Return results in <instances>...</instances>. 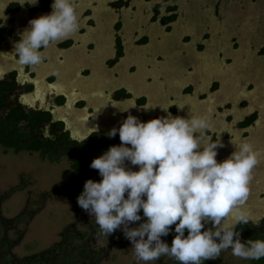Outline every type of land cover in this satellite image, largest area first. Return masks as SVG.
<instances>
[{"label":"rangeland","instance_id":"obj_1","mask_svg":"<svg viewBox=\"0 0 264 264\" xmlns=\"http://www.w3.org/2000/svg\"><path fill=\"white\" fill-rule=\"evenodd\" d=\"M109 1L116 0H78L76 5L73 4L78 24L84 20L83 9L93 10L94 16H92L96 25L92 33L86 34L90 38L88 40L95 43L97 51L84 55L82 44L71 49L65 64L59 65L61 70H59L58 82L64 87H69L70 91L77 90L82 85L80 78L77 77L79 68L75 63L85 64L92 72L95 71L94 79L83 84L82 94L86 95L90 102H94L93 105L98 108L99 115L94 114L89 119L88 114L75 116L72 112H68L70 120L67 122L70 130L83 135L109 116L110 109L113 110L108 100L104 99L106 92L98 94L103 96V99H97L94 95L96 90H104L113 81L111 71L104 68V61L113 56L114 29L110 25L113 20L120 17L124 56L116 69L122 74L129 65H135L136 70L132 73L135 76L133 77L135 83L129 84L133 90L138 91L137 95L145 94L150 99L148 98L144 108H136L133 103L128 102L122 109H116V114L119 116L121 114L123 116L121 118H124L129 111H132L130 114L143 122L150 120L154 115H166L167 106L172 103L177 105L178 111L173 116L186 118L205 114L210 125L206 130L216 131V142L223 144V147L217 149V162L228 157L234 150L235 144L246 140L256 153L257 163L251 171L248 198L241 207L256 223L255 219L264 211V197L261 199L258 197L259 194H264V54H258V49L264 46V0H124V2L128 1V5L123 4L122 7L117 8L118 12H114L108 6ZM172 4L177 8V18L166 32L159 20H154L153 14L156 12L153 9H159L157 16L159 19L167 14V6ZM26 14L23 10L20 21L25 20ZM0 18H4L1 8ZM143 35L149 38L147 44L137 45L135 41ZM78 37L82 41V38L77 36V39ZM187 37L189 40L183 42ZM202 38L205 40L202 41ZM200 42L204 46L201 50H197L196 44ZM12 51L10 45L0 48V60L6 61V58L11 57ZM146 53L152 56L151 60L144 59ZM48 58L53 62L56 58L55 50L50 54L48 52ZM38 65L35 68L39 71L38 68L43 67L41 64ZM63 66L69 69L65 75L67 77H61L64 73ZM188 68H190L189 72H187ZM222 68L223 72H221ZM123 81L126 83L125 79ZM211 81H218L219 84L214 92L208 90ZM187 83L193 85L195 94L182 95V87ZM201 92L205 100L198 102L196 99H199ZM170 97L173 99L170 100ZM241 101L247 102V108H239ZM229 104L230 107L226 108ZM123 109L128 110L122 111ZM247 109H256L259 112L258 123L249 130L248 138L243 139L240 134H236L233 139L230 125H233L238 113ZM227 113L234 116L230 122L224 119ZM81 119L83 121H77ZM226 133L229 134L228 139L224 137ZM198 135L202 145L208 143L203 132ZM128 167L136 170L135 166L128 165ZM20 176L29 181V185L12 193L2 202L1 210L4 216H14L26 202H34L40 193H47L48 198L28 222L22 239L13 249L15 254L22 256L46 248L58 239V233L63 226L70 222L79 223L81 214L94 219L76 203L78 195L70 188L75 173L64 158L50 162L41 159L37 153L15 154L0 147V191L14 186ZM231 219L229 216L226 222L230 223ZM134 226L135 224L129 225V227ZM106 241L107 236H102L97 240V245H104ZM161 259L165 260L169 257L161 256L151 264H159ZM212 261L215 264L221 262L241 264L248 260L232 256L229 249L222 251L219 257ZM102 264H144V262L135 258L128 241L125 248H112Z\"/></svg>","mask_w":264,"mask_h":264},{"label":"clouds","instance_id":"obj_2","mask_svg":"<svg viewBox=\"0 0 264 264\" xmlns=\"http://www.w3.org/2000/svg\"><path fill=\"white\" fill-rule=\"evenodd\" d=\"M27 3L35 5L37 0ZM50 9L29 19L13 42L18 63L40 64L50 44L77 30L72 0H51ZM209 126L205 114L185 118L167 113L144 122L127 114L106 133L109 138L118 135L120 143L91 160L89 167L100 179L83 182L77 205L94 218L102 234L119 229L144 264L161 256L178 264H202L229 249L242 260L264 258V239L241 242L236 231L237 224L250 221L241 206L249 195L256 153L241 140L217 162L223 144L202 145L198 135ZM209 222L211 229L205 228ZM170 231L175 234L169 244L161 237Z\"/></svg>","mask_w":264,"mask_h":264},{"label":"flooded vegetation","instance_id":"obj_3","mask_svg":"<svg viewBox=\"0 0 264 264\" xmlns=\"http://www.w3.org/2000/svg\"><path fill=\"white\" fill-rule=\"evenodd\" d=\"M72 3L76 5L78 0H72ZM50 4L51 0H37L35 5L28 4L27 0H0L1 13L4 16V18H0V48L2 49L6 45H10L12 49L13 42L18 39L19 33H21L22 29L27 26V21L50 12ZM107 4L114 12H118L117 8L122 7L123 4L128 5V1L124 2V0H116L109 1ZM167 7V14L159 17V19L157 18L158 13L160 12L159 9H153V11L156 12L153 14L154 20H159L162 24L163 30L166 32L170 30L171 24L177 18L176 6L172 4ZM23 10L27 14L25 20L20 21V15L23 13ZM93 13V10L90 8L83 9L82 15L84 20H81V22H83L82 24H80L81 22L78 24L77 30L70 37L53 42L46 50H44V58L40 63L43 68H38L39 71L35 68L39 65H22L18 63L14 51H12L10 58L5 59L6 61L0 60V99L2 101V109L19 106L26 112H33L44 118L47 117L46 120L36 124L35 131L33 132V138L39 139V141L44 144L50 141L56 143L59 148L64 147L65 145H71L77 148L80 145L87 144L94 136L101 137L112 127H118L120 121L123 119L121 117L123 116L121 114L120 116L117 115L116 109H122L128 102L133 103L136 108H144L147 105L149 96L145 94L137 95L138 91L133 90V87L131 88V85L135 83L133 78L135 76H133L132 73L135 72L136 66L127 65L128 69L124 70V73L122 72L123 75L116 69L124 56L123 42L120 34L122 21L121 18L117 16L118 18L113 20V23L110 25L114 29L113 56L108 57L104 61V68L111 71L113 81L111 84L107 85L104 90H96V94L94 95L97 99H103V96L98 94H104V92H106L104 99L108 100V104L113 110L110 109V111H108L110 114L109 116L103 118V120L97 125H92V129L87 130L83 135H78L70 130L67 122L70 120L68 112H72L75 116L79 114H88L89 119H91L94 114L99 115L98 108L93 105L94 102H90L88 97L86 98V95L82 94L84 89L83 84L94 79L95 71L92 72V70L85 64L75 63L77 68H79L77 69L79 75H77V77L80 78L79 81L82 82V85L79 86L77 90L70 91L71 89H69V87H64L58 82L59 70H61L59 65L60 63L62 65L65 64L66 57L71 49L82 44L84 46V55H89L90 52L97 51L95 50V43L92 40H88L89 37L86 34L88 32L92 33L95 28L96 23ZM172 13L175 14L174 19L171 21L166 20V17ZM77 36H80L82 41L79 37L77 39ZM148 40L149 38L147 35H143L135 42L137 45H145ZM188 40L189 37L183 42H187ZM201 40L203 41L205 39L202 38ZM203 46L202 42L196 44L197 50H201ZM53 50H55L56 58H54L51 63L48 58V52L50 54ZM258 54H264V46L258 49ZM63 67L64 69L62 72L64 73L61 74V77H67L65 75L69 69L66 66ZM189 71L190 68L187 69V72ZM40 72L43 73L41 74ZM123 79L126 80V83H124ZM148 81L150 82V78H148ZM3 83H5L6 86L3 85ZM218 87V81H211L208 90L209 92H214ZM182 88V95L185 96L195 92V88L191 83L185 84ZM172 99L173 97H170V100ZM196 100L198 102L205 100L203 99L202 92L199 94V99ZM229 107L230 104L226 108ZM239 108H247V102H239ZM167 111L171 115L177 114V105L174 103L168 104ZM131 112L132 111H129V113ZM258 114L259 112L256 109H247L244 112L238 113L235 122L233 125H230V129L232 130L231 137L235 139L236 134H240L241 138H248L250 133L249 130L253 129L258 123ZM156 117H158V115L152 116L151 119ZM233 118L234 116L231 115V113L224 115V119H227L229 122ZM77 121L81 122L83 119ZM203 136L208 139V143L216 142L217 140L216 131L212 132L210 130H204ZM224 137L225 139H228L229 134L226 133ZM119 143L120 141L117 136L116 141H114L112 145H118ZM125 165L128 167L127 162ZM258 197L261 199L264 197V194L261 193ZM253 221L254 220L250 218V221L247 224L252 233L264 238V211L255 219L256 223ZM238 225L240 224H237L236 226ZM205 228L211 229V223L209 222L206 224Z\"/></svg>","mask_w":264,"mask_h":264},{"label":"trees","instance_id":"obj_4","mask_svg":"<svg viewBox=\"0 0 264 264\" xmlns=\"http://www.w3.org/2000/svg\"><path fill=\"white\" fill-rule=\"evenodd\" d=\"M174 16L175 14L172 13L166 17V20L171 21ZM3 85L6 86L5 83ZM46 118L33 112H26L19 106L2 109L0 99V147L3 150H11L15 154L19 152L37 153L41 159H47L50 162H57L64 158L75 173L70 188L79 195L86 179L99 181L100 177L97 171L91 169L89 164L93 158L111 146L118 135L111 138L106 134L101 137L94 136L87 144L77 148L71 145L59 148L56 143L48 141L44 144L39 139L33 138L36 124ZM27 185H29V181L20 176L14 186L0 191V264H102V261L108 258L112 248H125L128 240L121 231H114L107 236L104 245H97V240L106 235L100 232L94 219L81 214L79 223L70 222L63 226L58 233V239L46 248L22 256L15 254L13 249L22 239L28 222L48 198L47 193H40L34 202H26L25 206L14 216H4L1 210L2 202L8 199L12 193ZM29 204L31 206H28ZM236 231L240 233L241 242L246 239H264L254 235L247 224L236 226ZM174 234L170 231L167 236L161 237V239L166 243L171 242ZM263 263L264 258L248 260L241 264ZM159 264H178V262L169 258L161 259ZM202 264L215 263L210 260L204 261ZM219 264L228 263L221 262Z\"/></svg>","mask_w":264,"mask_h":264},{"label":"snow or ice","instance_id":"obj_5","mask_svg":"<svg viewBox=\"0 0 264 264\" xmlns=\"http://www.w3.org/2000/svg\"><path fill=\"white\" fill-rule=\"evenodd\" d=\"M133 46H135V45H133ZM144 59H145V60H151V59H152V56H151L150 54H147V53H146V54L144 55ZM223 71H224V69L222 68V69H221V72H223Z\"/></svg>","mask_w":264,"mask_h":264},{"label":"bare ground","instance_id":"obj_6","mask_svg":"<svg viewBox=\"0 0 264 264\" xmlns=\"http://www.w3.org/2000/svg\"><path fill=\"white\" fill-rule=\"evenodd\" d=\"M101 79H102V78H101ZM154 83H156V82H154ZM153 90H154V89H153ZM206 102H207V101H206ZM212 102H213V101H212ZM147 110H148V109H147ZM147 110H146V111H147ZM143 122H144V120H143Z\"/></svg>","mask_w":264,"mask_h":264}]
</instances>
